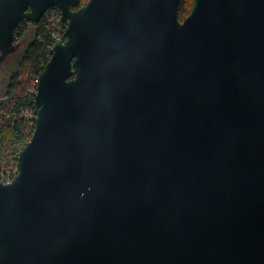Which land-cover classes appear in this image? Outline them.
Masks as SVG:
<instances>
[{"label": "water", "instance_id": "obj_1", "mask_svg": "<svg viewBox=\"0 0 264 264\" xmlns=\"http://www.w3.org/2000/svg\"><path fill=\"white\" fill-rule=\"evenodd\" d=\"M180 1L0 0L1 58L22 20L68 23L0 264H264V0Z\"/></svg>", "mask_w": 264, "mask_h": 264}, {"label": "trees", "instance_id": "obj_2", "mask_svg": "<svg viewBox=\"0 0 264 264\" xmlns=\"http://www.w3.org/2000/svg\"><path fill=\"white\" fill-rule=\"evenodd\" d=\"M193 3L180 1V21L190 13ZM65 29L58 8L50 7L38 23L20 22L15 34L16 49L3 58L0 55V182L11 181L17 174L18 153L30 141L35 128L38 76L50 59L53 35L64 41Z\"/></svg>", "mask_w": 264, "mask_h": 264}, {"label": "built area", "instance_id": "obj_3", "mask_svg": "<svg viewBox=\"0 0 264 264\" xmlns=\"http://www.w3.org/2000/svg\"><path fill=\"white\" fill-rule=\"evenodd\" d=\"M67 25H68V23L65 22V26H66V27H67ZM58 41H60L59 36H58V35H53V42H54L53 45H54L56 42H58ZM35 95H36V92H35ZM34 105H35V99H34ZM25 115H26V117H29L28 113H26ZM8 182H10V181H8Z\"/></svg>", "mask_w": 264, "mask_h": 264}, {"label": "flooded vegetation", "instance_id": "obj_4", "mask_svg": "<svg viewBox=\"0 0 264 264\" xmlns=\"http://www.w3.org/2000/svg\"><path fill=\"white\" fill-rule=\"evenodd\" d=\"M87 2H88V0H87V1H85V2H84V0H80V5H79V7H81V6L85 5ZM193 2H194V0H193ZM72 9H74V10H75L76 8H74V7H73ZM48 10H49V9H47V10L44 12V14H43V17H42V18H44V17H46V16H47V14H48ZM42 18H41V19H42ZM22 21H27V20H26V19H24V20H22ZM22 21H21V22H22Z\"/></svg>", "mask_w": 264, "mask_h": 264}]
</instances>
